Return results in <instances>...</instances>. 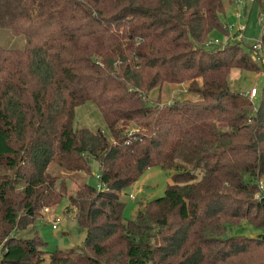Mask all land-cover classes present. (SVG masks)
I'll return each instance as SVG.
<instances>
[{"label": "trees", "instance_id": "obj_1", "mask_svg": "<svg viewBox=\"0 0 264 264\" xmlns=\"http://www.w3.org/2000/svg\"><path fill=\"white\" fill-rule=\"evenodd\" d=\"M232 1L0 0V29L26 39L0 45V264H264V236L228 232L264 227V81L257 103L230 81L264 61L238 41L207 44ZM187 81L199 99L148 101ZM88 100L104 127L76 125ZM92 158L106 187L69 195L81 250L12 233L65 192L50 163L90 174ZM151 167L174 171L165 194L128 218L121 193Z\"/></svg>", "mask_w": 264, "mask_h": 264}, {"label": "rangeland", "instance_id": "obj_2", "mask_svg": "<svg viewBox=\"0 0 264 264\" xmlns=\"http://www.w3.org/2000/svg\"><path fill=\"white\" fill-rule=\"evenodd\" d=\"M244 0L242 4L239 0H233L228 4L226 13L222 15L225 34L220 31L214 32L211 38H219L222 43L241 42L247 50L256 56V42L262 38L264 13H261V7L258 1ZM239 13H243L242 17H238ZM239 24L247 25L245 35L236 32ZM230 25L236 26L231 29ZM26 42L24 35H13L8 29H0V45L8 48L24 47ZM256 50V51H255ZM260 61H264V48L259 49ZM230 81L233 87L243 90H250L252 86L259 89L264 81V72H253L240 68H233L230 73ZM200 95L189 89V81L183 83L166 82L162 88H155L150 91L148 101L150 102H167L173 99L197 100ZM259 102V96L254 98ZM105 120L96 103L92 100L85 101L76 107V125H86L97 128L105 126ZM133 128V129H132ZM137 125H132L134 130ZM49 171L52 174L62 175L67 185L65 192L62 194L60 201L53 205H44L33 221L25 229L14 230L16 235L32 236L41 235L48 242V250L56 248L79 249L84 245L86 231L83 230L75 219L76 207L71 205L69 195L75 193L78 186L88 180L94 184L98 182V174H100L98 160L91 159V172L87 174L84 170L66 171L58 163L52 162L49 165ZM173 170H166L160 167H151L140 177V179L126 190L122 191V198L125 200L124 215L128 218L136 216L139 207H143L149 199H153L165 194V190ZM264 189V176L262 178ZM98 187V186H97ZM59 191H61V188ZM100 189V188H99ZM134 195L132 197L130 195ZM56 224V225H55ZM228 232L230 234H245L248 236H264V227L256 226L246 219L242 221L228 224ZM3 241L0 243V249ZM49 254H46V263L48 264Z\"/></svg>", "mask_w": 264, "mask_h": 264}, {"label": "built area", "instance_id": "obj_3", "mask_svg": "<svg viewBox=\"0 0 264 264\" xmlns=\"http://www.w3.org/2000/svg\"><path fill=\"white\" fill-rule=\"evenodd\" d=\"M239 1H240L242 4H244V0H239ZM243 15H245V14H243V13H239V14H238V17H242ZM230 27H231V29L233 30V29H235L236 26H234V25H230ZM236 28H237V29H236V32H237V33H239L241 36H242V35H245V32H246V30H247V25L239 24ZM263 33H264V25H263ZM263 33H262V34H263ZM219 43L222 44V42L220 41L219 38H216V39L209 38L208 41H207V44H209V45H214V44H219ZM261 48H262V38H261L258 42H256V49L259 50V49H261ZM259 90H260V89H259L257 86H252V88H251L250 90H247V93L250 95L251 98L254 99L256 96H258V94H259ZM97 177L99 178V177H100V174H98ZM97 186H98V188H100V189H104V188L106 187V185H105L101 180H98ZM260 186H263V182H262V180H260ZM130 196L135 197L133 194L130 195ZM55 225H56V224H55Z\"/></svg>", "mask_w": 264, "mask_h": 264}]
</instances>
